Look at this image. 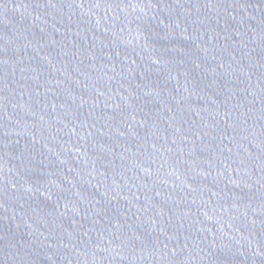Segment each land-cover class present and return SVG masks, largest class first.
Masks as SVG:
<instances>
[{"label":"water","instance_id":"95a60500","mask_svg":"<svg viewBox=\"0 0 264 264\" xmlns=\"http://www.w3.org/2000/svg\"><path fill=\"white\" fill-rule=\"evenodd\" d=\"M0 264H264V0H0Z\"/></svg>","mask_w":264,"mask_h":264}]
</instances>
